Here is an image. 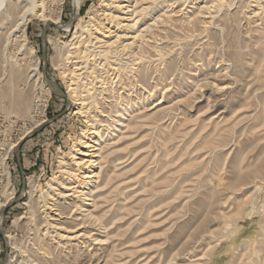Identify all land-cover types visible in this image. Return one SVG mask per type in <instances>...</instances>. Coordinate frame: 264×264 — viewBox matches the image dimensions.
Returning <instances> with one entry per match:
<instances>
[{
	"label": "rangeland",
	"instance_id": "rangeland-1",
	"mask_svg": "<svg viewBox=\"0 0 264 264\" xmlns=\"http://www.w3.org/2000/svg\"><path fill=\"white\" fill-rule=\"evenodd\" d=\"M46 3L55 21L0 50V264L263 263L264 0ZM96 126L87 205L53 189L47 208L36 198L70 180L60 165Z\"/></svg>",
	"mask_w": 264,
	"mask_h": 264
},
{
	"label": "bare ground",
	"instance_id": "bare-ground-1",
	"mask_svg": "<svg viewBox=\"0 0 264 264\" xmlns=\"http://www.w3.org/2000/svg\"><path fill=\"white\" fill-rule=\"evenodd\" d=\"M50 1V0H49ZM55 1V0H54ZM59 2L60 1H62V0H58ZM115 1H121V0H115ZM141 1V0H140ZM52 2V1H51ZM132 2V1H131ZM73 3H74V7H75V10L76 11H78L79 9H80V7L82 6V0H73ZM112 3V2H111ZM140 3V2H139ZM47 3H46V0H0V50H1V48H2V51H3V49H4V47H5V45L7 46V44L9 43V40H10V38H12V37H14L15 36V34L17 33V32H20L21 34H20V36H23V39L24 40H26V28H27V25H28V23H29V21H31L33 18H41V19H44L47 23H50V21H55V20H53L54 18H52L51 16H50V14H48L47 13V10H46V5ZM52 4V3H51ZM106 4V3H105ZM105 4H104V6H105ZM115 5V3H113V5H111V6H113V7H115L114 6ZM132 5V4H131ZM123 6L124 5H122V4H120V3H118V4H116V7L117 8H123ZM128 6H130V5H128ZM134 6V5H133ZM108 7V6H107ZM116 8V9H117ZM132 7H130V9H131ZM145 8V7H144ZM143 8V9H144ZM133 9V8H132ZM115 10V9H114ZM133 10H135V9H133ZM142 10V9H141ZM111 11V10H110ZM120 11V10H119ZM138 11V10H137ZM140 11V10H139ZM144 11V10H143ZM111 13V12H110ZM133 13V12H132ZM130 14V13H129ZM134 14H136V11L134 12ZM52 15V14H51ZM107 15V14H106ZM133 15V14H132ZM124 16H126V15H124ZM130 16V15H129ZM158 16V15H157ZM108 17H110V16H108ZM115 17H119V16H117V15H115ZM128 17V16H127ZM132 17V16H131ZM135 17H137V16H135ZM122 18H124V20H126V21H129L128 20V18H126V17H122ZM118 19V18H117ZM136 19V18H135ZM142 19V18H141ZM172 19V18H171ZM120 20V19H119ZM130 20H132V19H130ZM134 20V19H133ZM174 20V19H173ZM155 21V20H154ZM157 21V20H156ZM120 23V22H119ZM130 22H127V27H130V26H132V25H130L129 24ZM133 23V22H132ZM138 23V21L136 20V22H135V24H137ZM154 23V22H153ZM134 24V23H133ZM134 24V26H135V28H136V25ZM125 25V26H126ZM95 26V25H94ZM106 26V25H105ZM108 26V25H107ZM134 26H132L133 28H134ZM141 26V25H140ZM147 26H149V25H147ZM146 26V27H147ZM65 27V29H69L70 28V25H65L64 26ZM139 27V26H138ZM158 27V26H157ZM109 28V27H108ZM108 28L107 27H103V25H101V27H97L96 29H95V32H98L99 33V35H96L95 37H93L94 39H96L97 40V38H98V40L99 39H101V40H103V38H101V37H104V38H106L108 35H106V34H108V33H106L107 31H108ZM143 28V27H142ZM145 28V27H144ZM143 28V29H144ZM150 28V27H149ZM111 29V28H110ZM142 29V30H143ZM146 29V28H145ZM139 29H137V31H133L134 33L132 34V36L131 37H133V38H136L138 35L139 36H141L140 34L142 33L140 30V34H139V31H138ZM94 32V31H93ZM111 32V31H110ZM154 33V32H153ZM110 34V33H109ZM127 34V33H126ZM131 34V33H130ZM130 34H129V36H130ZM76 36L77 35V32L75 31L74 33H73V36ZM91 35H92V33H91ZM101 35V36H100ZM111 35V34H110ZM125 36H127V35H125ZM124 36V37H125ZM128 36V37H129ZM138 36V37H139ZM97 37V38H96ZM119 37H121L120 35H119ZM123 37V36H122ZM16 38H18V37H16ZM23 39H22V41H23ZM77 39V38H76ZM121 39V38H120ZM119 39V40H120ZM124 39V38H123ZM140 39V38H139ZM21 40V39H20ZM74 40V39H73ZM97 40V41H98ZM90 41H91V39H90ZM110 41V40H109ZM122 41V40H121ZM69 42V40L67 39V40H63V43L64 44H67ZM104 42V41H103ZM108 44L107 45H109L108 47L109 48H111V46H112V44H113V42H114V40L113 41H110L111 43H109L108 41H106ZM118 42V41H117ZM141 42H142V40H141ZM140 42V43H141ZM7 43V44H6ZM76 43V42H75ZM79 43V42H78ZM133 43V42H132ZM131 43V44H132ZM73 44V43H72ZM71 44V45H72ZM96 44V43H95ZM103 44H106V43H103ZM115 44V43H114ZM113 44V45H114ZM122 44V43H121ZM124 44V43H123ZM134 44V43H133ZM101 45H102V43H101ZM141 45V44H140ZM23 46V45H22ZM74 46V45H73ZM89 46V45H88ZM87 46V47H88ZM118 46H120V45H118ZM124 46V45H123ZM135 46V45H134ZM107 47V46H106ZM79 48L80 47H78V50H79ZM29 49L30 50H32V46H30L29 47ZM122 49V48H121ZM126 49V48H125ZM87 50V49H86ZM122 50H124V49H122ZM81 51V50H80ZM77 52V54H78V51H76ZM83 52V51H82ZM81 53V52H80ZM100 53V52H99ZM0 54H1V51H0ZM73 54V53H72ZM73 55H75V54H73ZM80 55V54H79ZM83 55V54H82ZM99 55V54H98ZM77 56V55H76ZM85 56V55H84ZM80 57H82V56H80ZM101 58H103L104 57V55H103V57L102 56H100ZM83 60H85V59H83V57H82V61ZM79 61V60H78ZM69 62H70V60H69ZM74 62V61H73ZM85 62H87V61H85ZM79 63V62H78ZM88 64H89V62H87ZM105 63V62H104ZM73 64V63H72ZM76 64V63H75ZM80 64H81V61H80ZM79 64V65H80ZM87 64V65H88ZM85 65V64H84ZM97 65H98V63H97ZM69 66H71V65H69ZM89 66V65H88ZM80 67V66H79ZM81 67L83 68V66L81 65ZM71 71H70V78H71V80H72V82H73V80H74V75L75 76H77V70L79 69V68H77V65L74 67L73 66V68H72V66H71ZM81 69V68H80ZM79 69V70H80ZM87 69V68H86ZM65 71H68V70H66L65 69ZM81 72H82V70H80ZM85 71V70H84ZM87 71V70H86ZM85 71V72H86ZM81 74V73H80ZM92 74V73H91ZM69 75V74H68ZM79 76V75H78ZM82 76V75H81ZM81 76H79L77 79H80V77ZM87 77V76H86ZM91 77V76H90ZM89 77V78H90ZM88 78V79H89ZM70 80V81H71ZM81 80V79H80ZM79 80V81H80ZM77 81V80H76ZM98 81V80H97ZM78 82V81H77ZM76 82V83H77ZM81 82V81H80ZM91 83H92V81H91ZM73 84V83H72ZM78 84V83H77ZM91 85V84H90ZM95 85V84H94ZM78 86H81V85H79L78 84ZM87 86V85H86ZM76 88V87H75ZM6 89V88H5ZM4 89V90H5ZM75 91V90H74ZM5 92V91H4ZM80 93V92H79ZM79 93H78V96H79ZM3 94V93H2ZM5 95H7V93L5 94ZM76 95H77V93H76ZM22 96V95H21ZM24 96V95H23ZM81 96H83L82 95V93H81V95H80V97ZM82 98V97H81ZM86 98V97H85ZM79 99V98H78ZM77 100V99H76ZM81 100V99H80ZM86 100H88V99H86ZM85 100V101H86ZM78 101V100H77ZM82 104H83V106H82V104H81V108H79V110L83 113L84 112V115H85V108H84V103H86V102H84V99L82 98ZM80 101V102H81ZM89 103H91L90 101H89ZM86 104H88V103H86ZM85 104V105H86ZM87 106V105H86ZM92 106H94V105H92ZM80 107V106H79ZM89 107V106H88ZM87 108V107H86ZM92 108V107H91ZM89 109V108H88ZM124 109H126L125 107H124ZM92 110H93V108H92ZM89 112H91V111H89ZM80 113V112H79ZM109 113H110V111H109ZM86 114H87V112H86ZM90 114V113H89ZM97 114V113H96ZM111 114V113H110ZM120 114V113H119ZM125 115V114H124ZM92 116V115H91ZM121 116V115H120ZM122 116H123V113H122ZM119 117V116H118ZM92 118H94V117H92ZM117 118V117H116ZM91 119V118H90ZM92 120V119H91ZM118 120V119H117ZM93 121V120H92ZM96 121H97V119H96ZM94 122H95V120H94ZM98 122V121H97ZM117 122V121H116ZM91 124V123H90ZM93 124V123H92ZM98 124V123H97ZM117 125V124H116ZM92 126V125H91ZM127 126V125H126ZM101 129V128H100ZM100 129H98V126H96V127H94V130L91 132L90 131V133L93 135V136H90V138L91 139H89V137H85V136H83V137H81L80 138V140H79V142L76 144V146L74 147V150H73V152H74V155H75V158H76V161H75V163H73V164H75L73 167L71 166L70 167V165L72 164V163H67V162H64V164H61L60 165V169L64 172V173H67V174H69V178H70V180L69 181H67V179H66V181L65 180H62L61 182H59L58 184H57V187L56 188H54V184L56 183V181H48L47 182V184H46V192L44 193V192H41L39 195H38V197L36 198V200L38 201L39 199L41 200L42 199V201H44V206L46 205L47 206V208H51L50 207V198H52L51 196H54V194H51L52 192H53V189H55V190H58L59 189V193H58V197L57 198H60V197H62V199L64 198L65 199V201H66V199H68V197L69 196H74V195H76V194H78V193H76L77 191H78V189L79 188H81L82 190H80L81 191V193H82V196L81 197H79L80 198V201H81V203L79 204L78 203V201H76V205H78V206H76V207H78V208H80V207H82V206H85V205H87V203H85V202H83V201H85L87 198L86 197H89L87 194H86V192L85 191H83V189L85 188V186L86 185H88V186H86L87 188H91V186L93 187V185L91 184V183H93V181H95V180H93L94 178H96V177H98V175H100V174H97V173H99V172H95L94 171V169H93V167L96 165V164H98L99 163V159H100V155L101 154H99V153H97V152H99V150L101 149V147L100 146H98V145H101L102 144V137L104 136L103 135V133L100 131ZM109 129V128H108ZM119 131V130H118ZM90 134V135H91ZM87 135H88V133H87ZM113 136H115V134L113 135ZM87 138V139H86ZM104 140H106V139H104ZM103 142H105V141H103ZM102 149H103V147H102ZM102 149L100 150V152L102 151ZM99 157V158H98ZM99 160V161H98ZM3 167H4V169L6 170V173H7V175L8 176H10V173H9V170L7 169V166H6V162H4V160H3ZM260 165V164H259ZM92 168V169H91ZM262 169H264V164H262L261 166H260V168L258 169V167H257V170H259L260 172H257V173H261V171L263 172V170ZM257 170H255V171H257ZM255 171H253V172H251V173H254ZM77 172V173H76ZM256 173V172H255ZM254 173V174H255ZM263 174V173H262ZM247 176H248V174H247ZM244 177V176H243ZM242 177V178H243ZM246 177V176H245ZM9 178V177H8ZM98 179V178H97ZM108 179H110V178H108ZM245 178H243V179H241V180H244ZM248 179V178H247ZM246 181V180H245ZM96 182V181H95ZM107 182V181H106ZM105 182V183H106ZM76 183H79V184H76ZM81 184H82V186H81ZM83 185H84V187H83ZM36 187V186H35ZM60 187V188H59ZM88 189V190H89ZM93 190V189H92ZM37 193L38 191H37V189H34V187H31V190H30V200L28 201V203H29V205L31 206V207H33V203L35 204V202H37L34 198H32V196H33V193ZM76 193V194H75ZM80 193V194H81ZM92 193H93V191H92ZM79 194V195H80ZM91 194V193H90ZM36 195V194H35ZM85 195H87V196H85ZM77 196V195H76ZM34 197V196H33ZM91 198V197H90ZM69 199H70V197H69ZM56 200V199H55ZM58 200V199H57ZM73 200V199H72ZM72 200H70V201H72ZM63 201V200H62ZM70 201H69V204H70ZM87 201V200H86ZM59 202H60V200H59ZM67 202V201H66ZM73 202V201H72ZM71 202V203H72ZM96 202V201H95ZM42 203V202H41ZM62 203H64V202H62ZM68 203V202H67ZM74 203V202H73ZM73 203H72V205H73ZM58 204V203H57ZM64 204H66V203H64ZM75 204V203H74ZM85 204V205H84ZM89 204H91L90 202H89ZM61 204H59V206H60ZM68 205V204H67ZM35 206V205H34ZM38 206V205H37ZM54 206H56V203H54ZM53 206V207H54ZM61 206H64V205H61ZM96 206V205H95ZM73 207H74V205H73ZM55 208V207H54ZM57 208V207H56ZM63 208V207H62ZM77 208V209H78ZM84 208V207H83ZM61 209V208H60ZM69 209H73V208H69ZM76 209V210H77ZM94 209V208H93ZM33 210V209H32ZM74 210V209H73ZM76 210H74V211H76ZM86 210H88V209H86ZM34 211V210H33ZM46 211V210H45ZM51 211H53L52 209H51ZM60 211V210H59ZM63 211V210H62ZM83 211V210H82ZM89 211V210H88ZM35 212V211H34ZM34 212H32V214H34ZM61 212V211H60ZM64 212V211H63ZM63 212H61V213H63ZM57 213V212H56ZM82 213V212H81ZM90 213H92L91 211H90ZM55 214V213H54ZM93 214V213H92ZM46 216H44V218H45V220H44V222H46V225H49L50 226V224L53 222H51V220L53 219V215L52 216H50L51 214H50V211L49 212H47L46 214H45ZM83 215V214H82ZM57 216H58V213H57ZM60 216H61V214H60ZM85 216V215H84ZM93 216V215H92ZM91 216V217H92ZM50 217L52 218V219H50ZM86 217V218H85ZM84 218L85 219H87V216H85ZM99 217V216H98ZM17 218H19V217H17ZM17 218H16V220L15 221H17ZM54 219H56V218H54ZM82 219V218H81ZM93 219V218H92ZM97 219H99V218H97ZM96 219V220H97ZM84 220V219H83ZM19 221V220H18ZM56 221V220H55ZM86 221V220H85ZM84 221V222H85ZM93 221V220H92ZM60 222V221H59ZM90 222V221H89ZM94 222V221H93ZM81 223V222H80ZM53 224V223H52ZM56 224V223H55ZM86 224V223H85ZM58 225V224H57ZM79 225V224H78ZM91 225V224H90ZM49 226H47V227H49ZM94 226V225H93ZM46 227V228H47ZM102 228V227H101ZM58 229V228H57ZM99 229V228H98ZM77 231V230H76ZM101 232V231H100ZM46 233H47V230H46ZM45 234V233H44ZM48 234H50V233H48ZM79 234V233H78ZM40 235V234H39ZM38 235V236H39ZM62 235V234H61ZM80 235H81V233H80ZM79 235V236H80ZM83 235H84V233H83ZM87 235V234H86ZM178 237V236H177ZM62 238V237H61ZM72 238V237H71ZM108 238V237H107ZM70 239V238H69ZM75 239V238H74ZM95 239V238H94ZM100 239V238H99ZM99 239L97 240V241H99ZM102 240V239H101ZM96 241V242H97ZM219 241H217V243H218ZM216 243V244H217ZM96 244V243H95ZM99 244V243H98ZM48 245V244H47ZM261 264H264V262L262 263V261H261Z\"/></svg>",
	"mask_w": 264,
	"mask_h": 264
}]
</instances>
